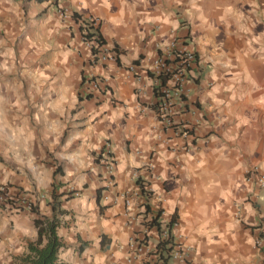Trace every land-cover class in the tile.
<instances>
[{"label":"crops","instance_id":"obj_1","mask_svg":"<svg viewBox=\"0 0 264 264\" xmlns=\"http://www.w3.org/2000/svg\"><path fill=\"white\" fill-rule=\"evenodd\" d=\"M86 16L115 61H91L77 22ZM174 34L199 55L189 95L198 121L191 139L167 144L141 68ZM97 78L102 89L84 91ZM104 141L111 175L98 160ZM252 167L264 179V0H0V184L33 201L0 209V264L35 238L31 209L50 214L52 187L73 190L59 197L67 264H128L143 203L160 210L161 227L174 219L188 264H264V245H253L264 185ZM146 235L151 250L155 229Z\"/></svg>","mask_w":264,"mask_h":264},{"label":"built area","instance_id":"obj_2","mask_svg":"<svg viewBox=\"0 0 264 264\" xmlns=\"http://www.w3.org/2000/svg\"><path fill=\"white\" fill-rule=\"evenodd\" d=\"M66 15L65 11L61 12ZM80 26V39L88 50L89 57L93 62H113L115 61V53L110 46L104 42H99V35L93 31L97 25V20L91 16L77 19ZM89 34V36H85ZM199 55L197 54L190 38L187 36L176 35L171 36L169 41L155 55L149 58L145 67H142L144 75L150 80L153 92L151 105L158 119L160 130L166 134L165 139L161 141L169 144L171 138H179L188 141L192 138V132L198 121L196 113V105L190 101L191 83H193L198 75ZM135 66L130 64L127 70L134 73ZM137 80L141 79L140 74L134 75ZM103 80L89 79L86 81L84 91H100ZM172 143V142H171ZM170 143V144H171ZM173 146L174 143H172ZM106 150L99 155V162L104 167L108 175H111L114 158L109 151L108 141L103 142ZM257 167L250 168L248 173L257 175V182L260 186L264 185L263 175L257 173ZM139 189V188H138ZM144 190L145 187H143ZM41 197L43 195H40ZM33 201L26 199L20 191H9L5 185L0 184V209L10 213L20 208H31ZM153 212L147 213L148 216H141L143 226L142 235L137 240H132L128 244L125 261L128 264H134L140 261L141 264H167L169 259L176 260L180 264H188L187 249L179 242L175 241L166 226L160 225L157 232L155 226L147 227L144 225L149 220ZM154 228L157 240L165 241L167 251L162 248H156V244L151 250L146 248L147 231ZM264 230L258 235L253 242L255 248H262L264 245Z\"/></svg>","mask_w":264,"mask_h":264},{"label":"trees","instance_id":"obj_3","mask_svg":"<svg viewBox=\"0 0 264 264\" xmlns=\"http://www.w3.org/2000/svg\"><path fill=\"white\" fill-rule=\"evenodd\" d=\"M74 18L77 17L76 13H73ZM89 36V34L84 35V37ZM99 42H103L99 37ZM81 99V97H78ZM136 183L139 185L138 192L142 196H148L149 191L143 189V185L140 183L139 179H136ZM73 190L62 191L57 193L54 187L51 189L52 201L50 204V214L42 215L39 214L36 209L32 208L35 216L33 217V225L36 228V236L33 240L26 242L24 252L16 258L15 264H67L58 257V251L60 248L64 247L62 238L57 233V227L60 225V215L64 212L59 208V197L64 196L69 198L72 195ZM144 215L150 211L148 203H143ZM160 215V210L156 209L149 217V220L144 223L147 227L155 226L157 232L160 227V222L158 220ZM174 221L173 218L166 224L168 228ZM167 240L161 241L157 240L156 248H162L165 251L169 249L166 247Z\"/></svg>","mask_w":264,"mask_h":264}]
</instances>
